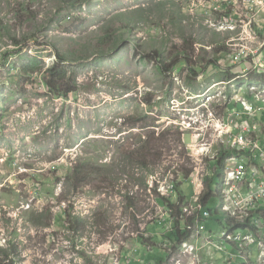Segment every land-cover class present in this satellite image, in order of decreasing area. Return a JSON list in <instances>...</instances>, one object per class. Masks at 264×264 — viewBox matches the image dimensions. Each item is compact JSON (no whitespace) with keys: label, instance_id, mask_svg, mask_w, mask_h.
I'll return each mask as SVG.
<instances>
[{"label":"rangeland","instance_id":"obj_1","mask_svg":"<svg viewBox=\"0 0 264 264\" xmlns=\"http://www.w3.org/2000/svg\"><path fill=\"white\" fill-rule=\"evenodd\" d=\"M60 57L77 82L68 97L43 75ZM245 57L257 65L248 72ZM262 87L257 0H0V264H257L260 249L243 237L252 227L222 236L236 206L219 195L212 134L189 123L228 125ZM251 117L264 123V111ZM77 166L92 172L75 189ZM197 173L204 191L219 190L205 230L202 212L185 216ZM158 192L174 204L184 195L186 246L170 239Z\"/></svg>","mask_w":264,"mask_h":264},{"label":"built area","instance_id":"obj_2","mask_svg":"<svg viewBox=\"0 0 264 264\" xmlns=\"http://www.w3.org/2000/svg\"><path fill=\"white\" fill-rule=\"evenodd\" d=\"M254 50L257 51L256 49ZM243 54L245 53H242V55ZM251 90L253 92L255 91L256 95L251 96L250 101H244L241 103L243 105V111L239 112L235 109L232 113V117H235L236 119L230 120L233 127L230 134H223L221 136L213 130V138H215V140L213 139V143H210V145L214 148L210 149L208 152L209 155H213L211 156V160L218 163L220 161L219 156L221 155V148L223 145L222 137L228 136L231 139L234 137V139L228 140L227 149L231 151L235 150L236 153H233L231 157L229 155L225 156L223 173L220 175V178H222V185L219 187L222 199L225 198L228 201L231 200L232 204L230 205L236 206L232 208V211L237 210L248 202V197L243 195L244 192H248V194L256 200H264V177L261 175V173H264V123L259 124L257 122L256 124L254 117H251L252 113L257 114L258 112L264 111V87ZM244 111L245 114L242 118L239 113H243ZM244 117L246 119H244ZM249 119L252 120V122H250ZM195 121L196 123L198 122L197 119H195ZM215 122L221 125L218 119H215ZM256 131H258V134H256ZM185 136L186 134L183 136L184 141ZM217 140L219 141L218 146L216 145ZM201 157L198 158V160L201 159ZM256 169L258 170L256 171ZM199 176L200 174L197 173L191 181V183L197 186L194 190L193 197L196 206L189 207L185 216L192 215L191 211L203 212V218L210 215V212L204 211L202 208L203 205L201 206V197L204 192V186L202 185L203 180L205 181V179L203 177L201 179ZM230 209L229 206L224 207V209H221L220 207L222 213H225ZM246 212V209H244L241 213L232 214L231 216H237L242 220L243 225L252 227V232L249 234L246 233L243 237L245 241L250 242V245L253 243L257 244V249H260L257 254V264H264V239H259L255 236L256 234H254L258 233L260 230H264V209L256 216H249ZM228 218L232 220L230 217ZM238 228L240 230L243 227L239 226ZM237 231L232 232L229 235L224 231L222 236H225L224 239L230 241L231 236L236 234ZM246 231L247 229L245 232ZM181 246L186 245L185 243H182ZM237 248H240V246H237ZM241 251L242 252H239V254L245 257L246 253L244 252V249H241Z\"/></svg>","mask_w":264,"mask_h":264},{"label":"trees","instance_id":"obj_3","mask_svg":"<svg viewBox=\"0 0 264 264\" xmlns=\"http://www.w3.org/2000/svg\"><path fill=\"white\" fill-rule=\"evenodd\" d=\"M16 43H17V45L19 44L18 42H16ZM158 61H159V59H158ZM67 62L68 61H66V59L64 57H60L58 59L57 64H55L53 67H49L48 69L44 70L45 72L43 75L45 76V82H46L47 88L51 92L57 94L58 96L62 95V96L68 97L70 94L77 91L76 80L74 81L72 79V82H71L70 81L71 77H69V70L67 69V67L62 66V63H67ZM159 62H161V61H159ZM176 65H177V63H174L171 66L163 65L161 68V71L164 74L171 73L173 68ZM194 75H195V73H194ZM219 162H218V164L220 166L218 165L219 166L218 169H220V171H221V169H222L221 165L222 164H221V162L220 163ZM139 166L143 170H145L149 167V165L144 163V161L141 162ZM90 169H92V167H86L85 168L82 166H77L74 169L73 174L68 176L67 179L69 180V182H71L73 184L72 186L75 189H78L79 187H82L88 183L87 179L91 175L90 173L92 172V171L89 172ZM148 171H149V168H148ZM189 177H190V175H188V179H189ZM218 192H219V190L217 191V193L212 190L211 184L209 186H207V189L204 191V193L201 197V203H202L204 209H205V206L208 204V202L211 199H213L218 194ZM177 199H178V203L174 204L173 199L171 197L166 198L161 193H159L158 197H157L158 202L161 203V205L164 206V208L171 213V216L173 218V230L171 231L170 239L174 242V244H180L181 241L187 236V234L182 233V229H180L181 224H182V221H181V217H182L181 203L185 202V197L181 192H179ZM206 210H208V209H206ZM209 216H211V213ZM77 222H79V220H76V224L79 225L80 223H77ZM238 227L239 226L233 227V228L229 227V229H227V231L235 232L238 229ZM76 229H78V228H76ZM14 245H15V247H17V244L15 243L13 245L11 244L9 249L10 250L14 249L15 248ZM160 264H162V263H160Z\"/></svg>","mask_w":264,"mask_h":264},{"label":"bare ground","instance_id":"obj_4","mask_svg":"<svg viewBox=\"0 0 264 264\" xmlns=\"http://www.w3.org/2000/svg\"><path fill=\"white\" fill-rule=\"evenodd\" d=\"M257 2H258V5H264V1H262V0H260V1H258L257 0ZM233 15V14H232ZM231 16V15H230ZM260 30H258L257 32H259ZM256 33V32H255ZM257 34V33H256ZM258 35V34H257ZM256 35V36H257ZM262 35V34H261ZM257 41V40H256ZM256 41H255V43H256ZM233 44V43H232ZM236 45V44H235ZM231 48V47H230ZM255 49L257 50V49H260V47H259V45H257V48L255 47ZM258 50L256 51V55L258 56ZM236 55L237 56H241L242 57V53L240 52V53H236ZM259 57V56H258ZM231 58V57H230ZM229 58V59H230ZM245 59L247 60V61H245ZM251 59H253L252 57H251ZM257 59V58H256ZM248 60H250V59H247L246 57L243 59V61H241L239 64L241 65V66H246V69H245V71L246 72H248V71H250V69L251 68H253V66L254 67H256L257 65H255L254 64V62L252 61V65H245V63H247V62H249ZM240 61V60H239ZM256 61H258V59L256 60ZM259 62V61H258ZM249 64H250V62H249ZM239 65V66H240ZM236 67V66H235ZM263 71V70H262ZM240 73V72H239ZM243 74V73H242ZM238 76V75H237ZM260 78V77H259ZM258 78V79H259ZM232 79V78H231ZM260 80H261V78H260ZM262 83V82H261ZM254 84V83H253ZM238 87H240V86H238ZM241 91V90H240ZM241 93V92H240ZM252 93V92H251ZM247 95V94H246ZM243 96H244V94H243ZM241 98V97H240ZM250 99V98H249ZM189 100V99H188ZM239 106V105H238ZM197 108L198 107H193L192 109H186V112H184V114H183V116H185L187 113H195V111H197ZM235 108V107H234ZM243 108V107H242ZM226 109V108H225ZM237 109H238V107H237ZM231 114V113H230ZM244 116V115H243ZM224 118V117H223ZM195 119L196 118H194L193 120H191V122L189 123V127H191L192 129V132L196 129V127H198L197 129H199L198 131H209V133L210 134H212V136L214 137V133H213V130L215 131V132H217L218 133V135H223V134H230V132L232 131V125H231V123H229V125H227V124H225L224 122L221 124V125H219V123H216L215 122V120H213V119H209V118H207V119H205V120H201V121H198L197 123H196V121H195ZM222 120V119H221ZM184 129V128H183ZM207 135V134H206ZM212 137V138H213ZM197 138V137H196ZM198 139V138H197ZM214 140H215V138H213ZM227 143V142H226ZM231 153H236V151L235 150H229V149H227V148H225L224 146H222V148H221V155L219 156V159H220V162H221V166H222V169H221V173H223V169H224V165H225V163H224V160H225V156L226 155H229V154H231ZM224 155V156H223ZM219 162V163H220ZM217 165H219L218 163H217ZM220 166V165H219ZM218 166V167H219ZM220 170V169H219ZM218 170V171H219ZM258 169H256V171H257ZM220 172V171H219ZM218 173V172H217ZM215 175V174H214ZM261 175H262V177H264V173H261ZM212 180H213V178H212ZM221 180H222V178H221ZM192 181V180H191ZM206 182V181H205ZM192 185H193V187H194V190L196 189V185L195 184H193L192 183ZM219 195H220V193H219ZM243 195L244 196H247L248 198V202L246 203V204H244V205H242L241 207H239L237 210H233L232 212H231V215L232 214H238V213H241L244 209H246V214H248L249 216H256V215H258L263 209H264V200H256L255 198H253L251 195H249L248 194V192H244L243 193ZM221 197V196H220ZM201 206H202V204H201ZM221 207V206H220ZM203 209H204V207H202ZM206 209H204V211H205ZM207 211V210H206ZM217 211V210H216ZM210 213H212L211 211H210ZM197 214V213H196ZM195 214V215H196ZM245 215V214H244ZM226 216H227V218L229 217V215L228 214H226ZM211 217V216H210ZM185 219V217H183V220ZM207 219V217H204L202 220H199L198 221V223H197V226H201V227H203L204 228V230H205V220ZM187 221H189V220H187ZM191 221V220H190ZM185 222V224H186V221H184ZM235 221H232L231 220V222H230V224L228 225V229H229V227H237V226H240V225H243V223H242V220L240 219V218H238L237 220H236V222L234 223ZM189 223V222H188ZM185 224H183V225H185ZM182 225V226H183ZM232 225V226H231ZM181 226V227H182ZM191 226V225H190ZM244 226V225H243ZM246 226V225H245ZM237 229V228H236ZM235 229V230H236ZM239 229V228H238ZM188 231V230H187ZM190 231V230H189ZM226 232V234L227 235H229V234H231V232L232 231H225ZM260 232V231H259ZM209 234L210 235H212V232L211 231H209ZM255 234V233H254ZM264 234V233H263ZM190 235V234H189ZM236 235V234H235ZM240 235V234H239ZM258 235V234H257ZM256 235V236H257ZM262 235V234H261ZM239 237V236H238ZM242 241V240H241ZM188 242V241H187ZM180 247H182V246H180ZM250 248V247H249ZM248 249V248H247ZM180 251H181V249H180ZM247 251V250H246ZM256 255V254H255ZM249 256V255H248ZM181 264V263H180Z\"/></svg>","mask_w":264,"mask_h":264},{"label":"crops","instance_id":"obj_5","mask_svg":"<svg viewBox=\"0 0 264 264\" xmlns=\"http://www.w3.org/2000/svg\"><path fill=\"white\" fill-rule=\"evenodd\" d=\"M191 183V182H190ZM192 184V183H191ZM193 194H194V191H193ZM185 221V220H184ZM184 226V225H183ZM183 228V227H182ZM181 229V228H180Z\"/></svg>","mask_w":264,"mask_h":264},{"label":"clouds","instance_id":"obj_6","mask_svg":"<svg viewBox=\"0 0 264 264\" xmlns=\"http://www.w3.org/2000/svg\"><path fill=\"white\" fill-rule=\"evenodd\" d=\"M182 243H183V242H182ZM182 243H180V246H181Z\"/></svg>","mask_w":264,"mask_h":264}]
</instances>
